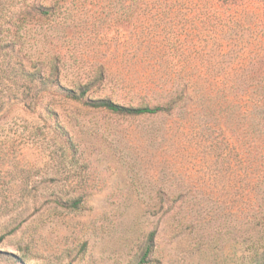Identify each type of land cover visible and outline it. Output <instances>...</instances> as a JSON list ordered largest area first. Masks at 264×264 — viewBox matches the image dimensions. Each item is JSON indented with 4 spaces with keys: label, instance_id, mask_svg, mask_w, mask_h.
Instances as JSON below:
<instances>
[{
    "label": "rangeland",
    "instance_id": "obj_1",
    "mask_svg": "<svg viewBox=\"0 0 264 264\" xmlns=\"http://www.w3.org/2000/svg\"><path fill=\"white\" fill-rule=\"evenodd\" d=\"M204 1L0 0V264H138L152 230L142 264H264V0ZM182 64L169 115L57 88L152 106Z\"/></svg>",
    "mask_w": 264,
    "mask_h": 264
},
{
    "label": "trees",
    "instance_id": "obj_2",
    "mask_svg": "<svg viewBox=\"0 0 264 264\" xmlns=\"http://www.w3.org/2000/svg\"><path fill=\"white\" fill-rule=\"evenodd\" d=\"M232 0H206L204 1V10L203 14L207 18L217 17L225 18L227 16L229 19L234 18L233 12L231 11L233 5ZM42 7V14L49 13L50 6L40 5ZM157 57H163L167 60L165 51L162 53L156 54ZM181 57L186 61L185 56L181 53ZM163 78L154 79L153 83H146V90L150 91L154 95H157L159 100L155 105H127L115 102L109 98H97L92 99L85 95L86 90L78 87L76 90L73 88H68L63 85L57 84V88L60 91L61 96L64 99L71 101L81 102L84 105L103 108L111 112L131 115V116H151L158 114H172L178 110L181 106V103L189 95V88L192 85L191 83V72L186 69V65L182 64L178 68H174L167 71L165 68L162 72ZM78 199H74L72 202L73 207H77ZM155 232L152 230L147 236V243L145 250L142 255V259L138 264H142L146 261V257L151 252L153 241H154Z\"/></svg>",
    "mask_w": 264,
    "mask_h": 264
}]
</instances>
